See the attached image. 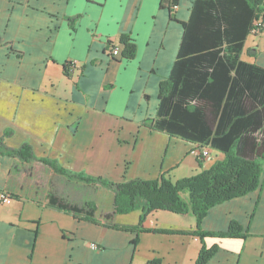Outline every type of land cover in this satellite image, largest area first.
I'll return each mask as SVG.
<instances>
[{
  "label": "crops",
  "instance_id": "crops-1",
  "mask_svg": "<svg viewBox=\"0 0 264 264\" xmlns=\"http://www.w3.org/2000/svg\"><path fill=\"white\" fill-rule=\"evenodd\" d=\"M178 1L171 16L161 0H0V190L11 196L0 203V264H195L202 247L215 248L205 264H264V171L256 189L210 208L200 224L215 234L235 222L240 236L201 238L192 214L158 210L142 220L141 200L106 220L112 189L44 163L120 183L172 181L184 161L200 173L223 159L209 150L200 168L197 146L143 125L156 115L192 7ZM258 22L240 58L264 69ZM123 34L136 45L129 60ZM23 144L30 161L12 154ZM49 197L85 211L92 203V218L63 212Z\"/></svg>",
  "mask_w": 264,
  "mask_h": 264
},
{
  "label": "trees",
  "instance_id": "trees-1",
  "mask_svg": "<svg viewBox=\"0 0 264 264\" xmlns=\"http://www.w3.org/2000/svg\"><path fill=\"white\" fill-rule=\"evenodd\" d=\"M178 2L161 0V8L167 3L172 16ZM259 17L264 21V0H193L188 20L180 23L182 36L172 69L159 84L156 115L143 122L152 131L221 153L223 159L209 169L175 182L162 175L154 181L113 183L70 173L55 162L44 163L60 175L112 189L114 206L106 220L130 213L141 200L145 203L142 220L158 210L192 214L193 232L201 238L240 236L235 222L227 232L215 234L201 232L200 224L210 208L256 189L264 171V69L240 58ZM119 41L123 58L132 59L136 45L129 35H121ZM255 53L249 49L246 54L254 57ZM12 154L25 161L34 157L27 144ZM202 159L197 158L200 168ZM48 202L63 212L85 213L88 220L95 209L92 203H87L85 211L51 197ZM214 252L215 248L202 247L195 264H205Z\"/></svg>",
  "mask_w": 264,
  "mask_h": 264
},
{
  "label": "built area",
  "instance_id": "built-area-1",
  "mask_svg": "<svg viewBox=\"0 0 264 264\" xmlns=\"http://www.w3.org/2000/svg\"><path fill=\"white\" fill-rule=\"evenodd\" d=\"M259 24V22H257V25ZM256 25V27H257ZM255 31V30H254ZM253 31V32H254ZM119 54V49L114 47L111 49V52H110V55L112 57L116 56ZM208 148H203V149H200L198 147H196L195 149H193L191 151V154L197 158L201 157V158H206L208 156ZM11 196L6 192V191H3V190H0V203H7L9 200H10ZM92 249H96L97 246L96 245H92L91 247Z\"/></svg>",
  "mask_w": 264,
  "mask_h": 264
},
{
  "label": "rangeland",
  "instance_id": "rangeland-1",
  "mask_svg": "<svg viewBox=\"0 0 264 264\" xmlns=\"http://www.w3.org/2000/svg\"><path fill=\"white\" fill-rule=\"evenodd\" d=\"M212 157L214 156V153H212ZM193 165L189 164L188 161H184L182 162V164L179 166V168L174 169L172 172V182H175L178 179H183V178H189V177H193L197 174H199V172H197L196 167H194Z\"/></svg>",
  "mask_w": 264,
  "mask_h": 264
}]
</instances>
